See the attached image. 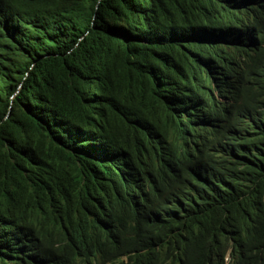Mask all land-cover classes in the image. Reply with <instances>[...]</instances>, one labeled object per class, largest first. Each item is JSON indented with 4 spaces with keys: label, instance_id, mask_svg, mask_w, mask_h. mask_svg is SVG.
<instances>
[{
    "label": "trees",
    "instance_id": "obj_1",
    "mask_svg": "<svg viewBox=\"0 0 264 264\" xmlns=\"http://www.w3.org/2000/svg\"><path fill=\"white\" fill-rule=\"evenodd\" d=\"M221 237L264 264V0H0V264H223Z\"/></svg>",
    "mask_w": 264,
    "mask_h": 264
},
{
    "label": "clouds",
    "instance_id": "obj_2",
    "mask_svg": "<svg viewBox=\"0 0 264 264\" xmlns=\"http://www.w3.org/2000/svg\"><path fill=\"white\" fill-rule=\"evenodd\" d=\"M249 1H251V0H249ZM213 46L217 47V49L219 48V49L229 50L232 53H233L234 49H236V45L233 46V44H231V43L228 44V43L221 41V40L214 42ZM246 57L247 56H237L238 61H239L238 63L240 66H242V61ZM242 71L240 69V73H239L238 79H237L235 84H237L239 82V84L241 85V73H242ZM224 75L222 77L225 78ZM201 76L202 77L200 79H197L198 80L197 85L193 81H190L188 84V87L184 90V95L186 97V103H188V105H189L190 113L195 116L194 119L196 121V127L199 130L198 132L200 134H203V132H214V133H216L217 129L213 128L210 125H207L206 119L209 116H211V119L213 121H215L216 118L219 119L220 115L217 116V112H218L217 102L218 103H221V102L225 103L226 99L219 95V90H218L219 85H218V82L216 81L214 76H211V77L209 76V78H208L205 73ZM228 82H231V80H228ZM206 106H208V108L204 112L199 111L200 109L205 108ZM195 110H197L198 113H196ZM201 125H204V126H201ZM220 125H221L220 122H218L217 123L218 128H220ZM206 128H213V129L210 131H205ZM231 244H232L231 237L219 238L218 244L216 243V241L213 242V246H216V245L219 246V250L214 254L212 259L222 255V263L223 264L234 263L236 258H237V253L236 252L234 253L232 251ZM116 250H117V248H116ZM160 251H165V247L164 246L160 247ZM128 261H129L128 254H123V255H118L116 257H113L110 260H103V259H99L98 257L94 256L88 262L76 261V262H72L69 264H120L121 262L127 263ZM170 261H171V257L168 256V257H166L164 263L170 264Z\"/></svg>",
    "mask_w": 264,
    "mask_h": 264
},
{
    "label": "bare ground",
    "instance_id": "obj_3",
    "mask_svg": "<svg viewBox=\"0 0 264 264\" xmlns=\"http://www.w3.org/2000/svg\"><path fill=\"white\" fill-rule=\"evenodd\" d=\"M199 111H202V112H204V111H205V108H202V109H200Z\"/></svg>",
    "mask_w": 264,
    "mask_h": 264
}]
</instances>
